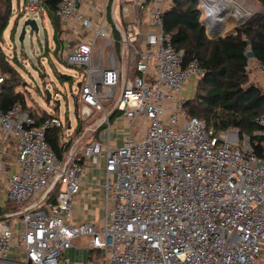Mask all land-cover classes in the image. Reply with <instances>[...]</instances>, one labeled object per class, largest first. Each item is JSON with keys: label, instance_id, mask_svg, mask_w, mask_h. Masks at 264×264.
Here are the masks:
<instances>
[{"label": "built area", "instance_id": "2783aa9c", "mask_svg": "<svg viewBox=\"0 0 264 264\" xmlns=\"http://www.w3.org/2000/svg\"><path fill=\"white\" fill-rule=\"evenodd\" d=\"M194 1L208 37L234 17L233 0ZM172 2L125 4L132 17L110 31L109 0L58 4L67 36L57 56L80 72L78 115L95 110L101 118L78 133L20 102L0 109V187L17 207L0 220V264H70L63 253L79 237L102 254V264H264V144L255 155L237 128L214 131L187 115L183 90L202 72L195 61L183 63L163 31ZM40 5L24 0L23 9L40 14ZM255 122L264 125V116ZM52 129L61 157L48 142ZM10 140L13 156L5 149ZM100 161L103 213L72 224L82 176Z\"/></svg>", "mask_w": 264, "mask_h": 264}, {"label": "trees", "instance_id": "16d2710c", "mask_svg": "<svg viewBox=\"0 0 264 264\" xmlns=\"http://www.w3.org/2000/svg\"><path fill=\"white\" fill-rule=\"evenodd\" d=\"M61 0H42L53 27V39L59 42L60 25L55 11ZM262 7L261 20L257 24L239 26L234 32L222 38L211 39L206 35L205 26L199 21L194 0H173L163 12V31L170 37L176 50L183 52V63L195 61L202 75L198 79L194 97L187 100L184 109L189 117L202 120L207 128L214 131L237 128L245 134L255 155L262 154L264 125L256 119L264 116V93L249 82L247 66L248 51L264 68V0H256ZM12 14V0H0V109L6 111L16 102L27 107L22 94L12 89L14 66L4 54L2 35ZM115 37L118 38L115 34ZM8 77H4V76ZM63 80V79H61ZM43 113L41 117H45ZM39 119V118H37ZM48 142L59 157L63 147L59 145V131H48ZM53 191L50 202L54 203ZM0 207V220L8 213L7 206Z\"/></svg>", "mask_w": 264, "mask_h": 264}, {"label": "rangeland", "instance_id": "374dc122", "mask_svg": "<svg viewBox=\"0 0 264 264\" xmlns=\"http://www.w3.org/2000/svg\"><path fill=\"white\" fill-rule=\"evenodd\" d=\"M17 1H19V7H17ZM233 2L236 5L232 4L233 11L234 8L242 9L239 17L245 16L246 19L240 26L259 23L262 7L256 0H233ZM23 3L24 0H12V14L2 35V50L10 64L14 66V76L10 83L12 89L14 92L22 94L25 104L35 112L53 114L65 125L69 122L74 131L83 133L101 118V113L94 110L87 114L82 109V113L78 117L74 115L72 96L77 93L76 84L81 77L80 72L65 65L64 61L57 56L58 43L53 39V27L47 12L40 5V14L28 13L24 11ZM239 11L237 10L238 13ZM32 17H35L38 32H31L27 28L23 38L20 39L23 22ZM238 22H242V20L239 19ZM234 31L235 29H232L222 35L225 36ZM60 37L59 35V40H62ZM99 42L100 40L97 41L95 47L97 52L101 49ZM103 54L105 55V53ZM59 74L68 75L70 78L61 80ZM191 81L192 84L188 87L191 89L188 100L194 97L198 82L197 79ZM45 90H48L52 96L49 103L45 102ZM56 100H59V105L55 104ZM95 207L94 213L98 214L103 205ZM6 210L11 212L16 211L17 208L8 205Z\"/></svg>", "mask_w": 264, "mask_h": 264}, {"label": "crops", "instance_id": "0c3cea01", "mask_svg": "<svg viewBox=\"0 0 264 264\" xmlns=\"http://www.w3.org/2000/svg\"><path fill=\"white\" fill-rule=\"evenodd\" d=\"M134 1L136 0H109V21L108 24L104 26L107 31H110L111 27H115L116 29L125 27L127 21H129V19L132 17L131 9L126 8L125 4L129 5ZM17 7H19V1H17ZM17 11L19 12V8ZM82 11L87 12V7H83ZM79 34L75 35V38L74 35L71 36L74 38V42L81 39V35ZM115 34L118 37L116 32ZM60 36V38L64 40L66 39L65 36H67V34L61 33ZM102 46L103 40H100L99 48ZM96 54L97 50L95 51V56ZM259 69L260 66L256 63V60L254 58H250L247 66L249 82L260 89L262 93H264V76L261 75ZM191 84L192 81L190 80L183 90L182 94L185 98H189L191 89L188 87ZM26 106L29 107V105ZM14 147L15 143L13 140H10L5 146V149L10 156L15 154ZM102 169L103 162L100 161L98 164L91 166L87 173L82 176L80 191L72 199L74 205L73 214L70 219L72 224L90 220L97 221L101 217L104 210L103 193L101 189L103 175ZM5 202L4 192L0 187V207H2ZM97 205H103V207L101 209L99 208L100 210L98 214H95V206ZM88 245L89 240L87 237H79L72 242V247L63 253V257L68 259L70 264H102V254L99 251L88 249ZM260 262L264 263V246H262L260 252Z\"/></svg>", "mask_w": 264, "mask_h": 264}, {"label": "water", "instance_id": "95a60500", "mask_svg": "<svg viewBox=\"0 0 264 264\" xmlns=\"http://www.w3.org/2000/svg\"><path fill=\"white\" fill-rule=\"evenodd\" d=\"M29 28V30L31 32H34V33H37L38 32V26H37V23L35 21V19H32V18H27L25 19V21L23 22V25H22V29H21V35H20V39L23 38L25 32H26V29ZM238 28V26H235L234 29L236 30ZM224 37V35H218V36H211L209 38L211 39H218V38H222ZM247 58H253V53L251 51H248L247 54H246ZM59 77L61 79H64V80H67L69 79L70 77L68 75H64V74H59ZM77 87H79V83L76 84ZM44 97H45V102L46 103H49L51 101V93L48 91V90H45L44 91ZM72 103H73V113L76 117H78V105H77V102H76V97L75 96H72ZM55 104L56 105H59V100H56L55 101ZM86 113L88 114L90 111L89 110H85ZM68 127H69V122H68Z\"/></svg>", "mask_w": 264, "mask_h": 264}, {"label": "bare ground", "instance_id": "6f19581e", "mask_svg": "<svg viewBox=\"0 0 264 264\" xmlns=\"http://www.w3.org/2000/svg\"><path fill=\"white\" fill-rule=\"evenodd\" d=\"M237 10H240L239 13L237 12ZM241 11H242V9H240V8H236V9H235V13H234V17L231 18V19H229L228 23L225 24L223 27L220 28L219 33H218L216 36H218V35H222L223 32H224L225 30H227V29L231 26L232 23H236V22H238L239 19L243 21V20L245 19V16L242 17V18L239 17V16L241 15V13H240ZM236 17H239V18L237 19Z\"/></svg>", "mask_w": 264, "mask_h": 264}]
</instances>
